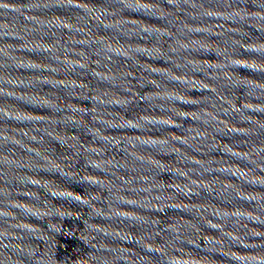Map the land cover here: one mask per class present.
<instances>
[{"label": "water", "instance_id": "water-1", "mask_svg": "<svg viewBox=\"0 0 264 264\" xmlns=\"http://www.w3.org/2000/svg\"><path fill=\"white\" fill-rule=\"evenodd\" d=\"M17 0H0V74L7 50Z\"/></svg>", "mask_w": 264, "mask_h": 264}]
</instances>
